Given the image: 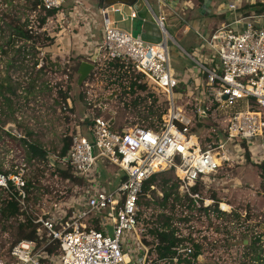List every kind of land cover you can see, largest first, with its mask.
Masks as SVG:
<instances>
[{
    "label": "built area",
    "instance_id": "built-area-1",
    "mask_svg": "<svg viewBox=\"0 0 264 264\" xmlns=\"http://www.w3.org/2000/svg\"><path fill=\"white\" fill-rule=\"evenodd\" d=\"M64 1L41 0L45 10H58ZM156 1L164 5L163 0ZM106 10H102V38L92 63L104 66L118 61L122 70L140 77L138 82L162 93L170 104L167 119L150 128L119 129L101 115L86 116L84 130L78 127L69 136L70 146L61 159L76 182L70 194L55 203L52 212L31 219L34 238L18 241L0 264L169 263L152 262L145 244L150 239L139 214L143 183L171 172L181 194H187L194 201L192 207L200 209L198 196L189 190L210 184L223 166L247 161L264 166V12H245L237 1L228 3L222 12L225 21L206 35L195 33L199 48L188 53L179 47L180 56L194 64L199 74L183 91L189 98L194 86L193 104L185 102L180 109L174 107L172 97L177 81L170 67L165 18L156 19L160 40L146 42L117 28ZM209 114L223 120L224 126L207 137L193 135V121L204 122ZM112 170L119 173L118 179H111ZM0 189L17 203L19 211H25L28 194L21 173L0 172ZM222 205L219 210L230 214L231 208L226 205L225 210ZM193 215L197 214L175 219L169 214L176 237L191 233L178 232L182 230L179 218ZM192 250L186 244L176 253L190 260Z\"/></svg>",
    "mask_w": 264,
    "mask_h": 264
},
{
    "label": "rangeland",
    "instance_id": "rangeland-1",
    "mask_svg": "<svg viewBox=\"0 0 264 264\" xmlns=\"http://www.w3.org/2000/svg\"><path fill=\"white\" fill-rule=\"evenodd\" d=\"M219 1L226 5V0ZM258 1L241 0V3L249 5ZM189 8L194 9L193 4ZM261 8L264 11V5ZM4 10V6L0 5V11ZM26 15L33 25L37 24L34 22L35 13L25 9L23 0V17ZM47 24L50 30L52 27L55 29L53 23L47 21L41 31H45ZM135 31L133 37H137ZM168 32L175 41L168 37L170 67L176 73L177 81V88L172 94L173 103L175 108L182 109L185 102L193 104L194 86L190 87L193 95L189 98L183 91L189 80L197 81L199 74L194 64L180 57L179 47L188 52L194 36L193 32L186 36ZM50 47H38L35 69L32 67L35 58L30 59V56L21 53L8 57L12 60L11 68L7 69L5 61L0 63L1 77L8 74L23 85V91L19 90L13 99V118L4 121L1 117L4 122L2 128L7 134L0 131V172L21 173L28 184L25 211L22 208L17 217L9 219L0 215V262L8 259L10 248L19 241L21 219H37L52 212L53 205L70 194L76 182L73 178L64 179L60 175L65 166L58 163L57 156L66 138L79 128L84 130L86 116L101 115L119 129L150 128L149 123L163 124L170 108L167 97L149 86L145 92L129 93L113 83V78L107 81L106 75L101 74L105 67L100 66L103 62L93 64L90 56L82 55L51 58V54L46 53L52 50ZM81 62L92 63L94 69L77 85V70ZM42 66L45 71L38 75L36 70ZM31 79H35L34 90L30 89ZM186 113L190 115L192 111L187 109ZM223 126V120L209 114L204 122L194 120L191 131L195 136L202 134L200 137L203 138ZM21 138L42 147L48 153V161L28 160L27 149L19 141ZM110 173V177L118 179V172L112 170ZM260 176V167L249 161L244 165L223 166L214 181L198 190L202 201L198 203L200 209H197L196 206L190 207L178 187L170 191L169 186L177 184L171 172L160 173L150 191L140 197L139 214L148 227L157 216L173 214L176 219L181 214H197L191 218H179L182 230L178 232L186 234L191 231L186 236L201 246L199 264H264V181ZM164 181L167 183L163 184ZM164 192H171L166 202L162 201ZM8 198V194L0 189V208L3 200ZM219 204H223L225 210H228V205L231 213L220 211ZM29 231L30 228L24 229L26 234Z\"/></svg>",
    "mask_w": 264,
    "mask_h": 264
},
{
    "label": "trees",
    "instance_id": "trees-1",
    "mask_svg": "<svg viewBox=\"0 0 264 264\" xmlns=\"http://www.w3.org/2000/svg\"><path fill=\"white\" fill-rule=\"evenodd\" d=\"M24 1L25 9L31 13H35L36 19L34 22L37 23L36 25L32 24L33 22L32 20H29L28 15L23 17V0H1L0 2L1 7L4 6L5 8L4 11H0V63L5 61L7 69L13 67L11 63L12 60H8V57L15 53L30 56V59L32 58L33 60L35 58L32 64L33 69H35L38 65V59L36 58L38 47L42 48L53 43V38L48 36L45 31L41 30L45 26L47 20L56 14L57 10H45L42 6L41 0ZM20 2H22V4H20ZM11 10H13V14L11 13ZM37 44L40 46H37ZM19 68H21V66ZM44 69V66H42L36 70V73L39 75ZM101 72L102 75H106L107 81L113 78V83H117L123 90H127L129 93L145 92L147 90L148 85L144 82H138L140 80L139 76L128 72V70H122V66L118 61L107 63ZM34 82L35 79H31L30 89L32 90H34L35 87ZM19 90L23 91V85H21L20 80H15L8 74H4V77L0 76V131L4 134H7V132L2 128L4 122L1 117H3L4 121L13 118L15 114L13 99L17 96ZM29 93L32 92L29 91ZM63 100H65V97H63ZM158 119H160V117ZM151 126L152 124L149 123L148 127ZM19 141L22 145L24 144L27 149L28 160L48 161V153L38 144L35 142H28L26 138H21ZM69 146L70 138H66L57 156L60 165H62L61 159L65 156ZM258 167H260L261 170L260 178L264 181V166ZM60 175L64 179H74L67 166H65V170L60 171ZM157 175L149 178L143 183L141 197L150 191ZM166 183V181L163 182V184ZM26 186H28V184ZM177 187L178 184L172 183V185L169 186V189L171 191ZM199 189V186H195L189 191L191 194L198 196ZM170 194L171 192H164L162 195V201L166 202ZM183 196L189 201L190 207H192L194 201L189 198L187 194H184ZM197 201L200 202L202 200L199 198ZM215 211L222 214L219 210ZM19 212V207L13 199L8 198L3 200L2 207L0 208V215L2 218L9 219L17 217ZM144 225L147 230L146 233L150 239L145 240V244L150 249L149 255L152 258V262L156 260H170L169 263L164 262L163 264H197V258L202 255L201 246L194 243L190 236L182 238L176 237L177 230L173 227L172 218L167 215L159 216V218L157 216L155 221L151 223V226L148 227L146 223H144ZM26 228H30V231L27 234L24 232V229ZM33 238L34 227L31 220L28 218L24 223L19 225V241ZM186 244H191L193 248L190 260L182 258L176 253L177 248ZM173 258H177L176 263L171 262Z\"/></svg>",
    "mask_w": 264,
    "mask_h": 264
},
{
    "label": "crops",
    "instance_id": "crops-1",
    "mask_svg": "<svg viewBox=\"0 0 264 264\" xmlns=\"http://www.w3.org/2000/svg\"><path fill=\"white\" fill-rule=\"evenodd\" d=\"M235 1L245 12H264L261 8L264 5L262 0L249 5L241 3V0H226L225 4ZM163 2L164 5L156 0H147L155 20L152 26L147 24L144 17L140 20L135 19L131 24L130 30L139 31L146 42H155L159 37L161 38L156 19L162 16L166 20L164 26L167 35L174 43V38L168 30L175 34L182 33L184 36L193 32L194 40L189 44L188 51L192 53L200 46L195 33L206 35L227 18L222 15L226 5L219 0H163ZM192 4L194 9L189 8ZM106 12L111 19L112 8H107ZM47 21L53 23L55 28L52 27L50 30L49 24L45 28L47 35L53 38V43L50 45L52 50L46 52L51 54V58L64 59L74 55L92 58L96 52L95 47L102 38L103 28L102 10L96 0H65L56 14Z\"/></svg>",
    "mask_w": 264,
    "mask_h": 264
},
{
    "label": "water",
    "instance_id": "water-1",
    "mask_svg": "<svg viewBox=\"0 0 264 264\" xmlns=\"http://www.w3.org/2000/svg\"><path fill=\"white\" fill-rule=\"evenodd\" d=\"M101 10L112 8V19L115 22L117 28L130 32L132 22L140 18H145V21L149 26L155 23V20L151 14L150 7L147 0H96ZM131 13L134 17H131ZM139 32V31H135ZM134 34V31L130 32ZM142 40L143 37L140 32L137 34ZM160 40V37L157 41ZM94 69V65L88 62H81L77 70L78 80L77 85H80L89 73Z\"/></svg>",
    "mask_w": 264,
    "mask_h": 264
},
{
    "label": "bare ground",
    "instance_id": "bare-ground-1",
    "mask_svg": "<svg viewBox=\"0 0 264 264\" xmlns=\"http://www.w3.org/2000/svg\"><path fill=\"white\" fill-rule=\"evenodd\" d=\"M162 32H164V29L162 30ZM222 208L224 209V206L222 205Z\"/></svg>",
    "mask_w": 264,
    "mask_h": 264
}]
</instances>
